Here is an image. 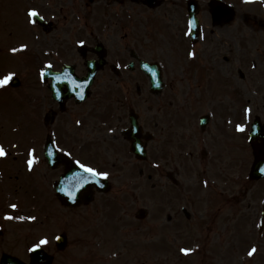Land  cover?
<instances>
[{
    "label": "rangeland",
    "instance_id": "obj_1",
    "mask_svg": "<svg viewBox=\"0 0 264 264\" xmlns=\"http://www.w3.org/2000/svg\"><path fill=\"white\" fill-rule=\"evenodd\" d=\"M14 17L15 14H13ZM250 24L241 26L240 23L234 21L227 25L226 30H221L219 27L215 31L220 38H213L211 42H201L193 47L189 43H184L182 48L174 41L167 43L163 37L155 47L158 52L159 47L164 48V53L168 56L165 58L158 53L162 57L165 79L169 83L163 93L156 96L148 95L144 89L146 85L141 78L140 92L117 93L114 88L109 87L108 94L105 93L107 98L104 101L107 100V105L106 112L101 113L103 116L100 117L103 92H93L89 101L75 110L79 112L76 118L79 117L81 125L74 127L67 119L60 123L58 139L61 145L77 149L81 152L82 158H88L90 155L88 162L101 170H108L109 177H111L110 189L105 193H96L92 206L76 207L71 215L70 212L72 213L73 210L60 205L58 208V202H54L53 205L50 200H42V189L44 191L45 187L41 186L39 193L37 189L38 183L43 185V179L38 180V176L35 175L25 176L17 167L15 171L11 168L5 172L6 178L0 183V198H4L5 193H10L12 187L14 190L19 186L11 196L23 201L27 216L34 217L35 210L31 209L32 206L37 207L39 204V208H43V211L45 209V212L48 206H53L54 213L60 214L62 221L60 228L64 226L66 231H71L65 248L61 250L46 248L47 253L53 257L52 264H85L87 251L90 253V240L92 241L93 237L94 239L95 237L102 238V236H96L99 231L102 234L106 231L116 236L121 234L120 239L116 238L113 245L120 243L121 249H126L124 251V255L127 256L126 260L130 259L132 262L134 258L128 257V254H139L141 251L137 250L141 249L135 247L133 251L130 247L137 242L142 243L145 237L154 232L155 243L165 242L163 239L171 233V237L176 239L174 241L171 238L174 243L203 245L205 259L211 264H232L234 259L235 261H238L236 259H248L245 255H248L252 247H256L257 251L253 254L251 261H256L255 264H264V226L259 227L261 200L264 197V179L253 181L248 178L252 153L246 140L251 116L258 115L264 121V28H260L258 24L253 25L252 22ZM242 39L248 40L250 44L244 43ZM234 40L240 47L254 53L257 57H252L253 60L243 59L233 48ZM168 44L171 47L170 53L167 51ZM190 53H195V55H190ZM222 56L228 57V60H224ZM252 61L255 62L254 68L250 67L244 79H238L237 69L243 67L247 70L248 63L251 64ZM220 78H225L230 82L228 89L227 87L222 88ZM109 86L114 87L112 83ZM124 93L129 97V105L140 112L145 129H154L155 125L152 121H148L149 111H155V120L158 121L159 130H155L157 138L155 142H149L148 159L144 162L136 163L133 157L127 154L126 142L121 136L108 134V138L103 137L104 145L95 138V136H101V130L95 128L100 119L107 121L111 119V124L126 125L125 120L121 121L118 118L121 116L122 108L120 99ZM126 106L123 103V107ZM183 106L184 112L186 110L188 115L194 118L195 123H197L198 116L206 111H212L215 114V119L210 123L215 124H213V131L209 124L210 127H206L207 133L201 135L207 138L212 131L213 135L215 133L214 140L217 141L214 159L204 165L205 172L201 170L200 165H196L198 157L193 155L188 158L184 155L183 158V148L187 146V142L183 143V121L186 119ZM95 109H97L96 113ZM246 109H251V112L246 113ZM111 110L113 113H110ZM83 111L88 113L86 118H84ZM26 114L27 123H21V130L24 128L25 131L31 133L42 131L41 127L35 125L37 120L33 117L31 106H27ZM65 115L63 113L64 117L60 118L65 119ZM227 119L229 123L226 122ZM237 125H243L244 131L237 130ZM8 126L4 125L0 131H6ZM47 127L49 128L50 125L45 127V131ZM68 127L76 130L75 133L70 129L71 132L67 134ZM191 127L189 124V128ZM190 131L196 136L195 129L192 128ZM85 134L88 136H84ZM90 137L94 139L93 146L87 144ZM89 144L92 145V142ZM187 148L193 149L195 151L193 154L198 151L192 146V140L188 142ZM91 149H95L99 156L92 157ZM102 162L107 165H103ZM138 165L142 171L141 175L136 169ZM18 171L21 176L14 179L13 174L18 175ZM216 174H219L221 178L229 177L231 181L234 194L229 201H227L226 193H219L226 202L221 196L217 198L214 192H212L211 202L205 201L200 191L198 193L199 188H202L205 175L208 176V181L212 179L220 181L215 178ZM172 177L175 179L174 183L171 180ZM192 189H198L193 196L187 192ZM197 201L200 207H197ZM213 201L217 204L220 202L221 206L216 212L218 217L211 220L208 219V215L215 210ZM2 205L3 201L0 199V216L5 211ZM185 205L191 213L189 218H185L182 213ZM206 206L209 211L207 216ZM139 208H145L148 211L143 221L133 218ZM166 213L174 215L175 219L170 223L171 225L158 226L164 220ZM63 218L65 220H62ZM206 225L209 226L207 230ZM15 227L24 228L25 226ZM33 227L34 223H28V231ZM52 227L53 223L47 220L44 226L38 228V231L42 229L46 231ZM132 228H138V230L130 231L128 239H124L126 234L122 233ZM183 228H187L185 235L183 231H179ZM120 229L122 233H119ZM166 229L172 230L167 232ZM20 232L21 230L17 228L16 232L12 231L10 234L8 232L0 236V253L5 250V246L7 249H17L16 241L19 239ZM110 234L103 237L105 244H110L105 239V237H112ZM20 237L22 238L21 235ZM19 243L21 240L18 241ZM110 246L113 247L111 244ZM114 248L106 250H114ZM98 253L96 252V255ZM146 253H148L147 249ZM188 263L202 264L200 254L189 259ZM91 264H98V262Z\"/></svg>",
    "mask_w": 264,
    "mask_h": 264
},
{
    "label": "flooded vegetation",
    "instance_id": "obj_2",
    "mask_svg": "<svg viewBox=\"0 0 264 264\" xmlns=\"http://www.w3.org/2000/svg\"><path fill=\"white\" fill-rule=\"evenodd\" d=\"M190 6L196 11L201 36L205 42L220 38L215 30L219 27L226 30L227 25L234 21L241 26H249L252 22L253 25L258 24L257 26L264 28V0H0V78L9 73L14 74L8 85L0 87V129L4 123H16V126L19 124L20 127L27 117L29 102L37 109L36 112L39 119H43V123L60 125L67 119L73 124L76 106L80 104L73 98H62L61 106L51 93L56 91L59 99L61 93H65L72 82L83 78L91 66L98 67L90 85L91 92H107L110 83H114L117 91L139 90V77L142 74L139 60L153 58L157 50V39L164 37L167 43H183V14L186 18ZM31 9L39 13L38 16L46 25L43 26L33 18L29 20L28 11ZM213 12L216 13L214 18ZM158 13H163L166 22H163V17L158 16ZM242 40L249 43L246 39ZM81 41L83 43H80ZM236 43V40L232 42L233 48L235 51L241 50L238 53L243 59L252 60V57H257L245 48L237 47ZM22 45L27 47L21 49ZM13 48L18 51L13 52ZM159 48V54L168 58L164 48ZM167 51L171 52L170 44ZM222 57L228 60V57ZM49 64L52 65L51 68L48 67ZM240 76L243 77L242 74ZM165 86L166 84L162 88L163 91ZM32 91H35V94ZM184 109L183 106V112ZM149 112L148 121L156 125L155 111ZM63 113L66 114L65 119L60 118L64 117ZM184 114L186 121H183V131L187 129L186 110ZM120 119H124V115H121ZM210 120L208 117L205 125L200 128L205 129ZM213 124L212 131L215 125ZM45 136L47 134H38L42 142L39 147L30 151L34 150L32 155L43 171L41 177L48 184L52 183V176L59 175L63 165L58 164L55 168L48 166L43 155ZM185 137L183 132V138ZM11 140H19L20 148H17L16 142L11 143ZM0 142L8 146L5 148L7 155L0 157L2 172L11 168L15 171L19 165L25 170L28 156L32 158L29 153L25 154L28 151L26 132L0 131ZM214 144V140L209 141L210 150H213ZM64 153L69 154L68 151ZM203 154L206 155L205 152ZM215 187L213 192L218 198L221 196L220 190L218 185ZM206 198L208 202L211 201L212 188L207 191ZM213 206L214 212L208 215L211 220L218 217L216 212L221 205L213 201ZM166 220L168 223L172 221L169 214ZM153 238L150 236L145 238V242L132 245L131 250L134 251L135 247H138L141 250L137 251L141 253H129L128 257L134 258L133 262L128 259L122 260L120 264H183L182 244H173L169 239L163 246V254L156 255L155 251L151 250L156 246L151 242ZM106 240L112 241L114 238L108 237ZM93 246L95 245H90ZM121 246H113L115 252L111 257H125L123 254L126 249L122 250ZM113 247L105 244L103 240L98 251ZM91 253L92 258L89 251L87 253V263L91 264L95 259L103 263L108 262L107 256L95 255L93 249ZM244 264L251 263L245 261Z\"/></svg>",
    "mask_w": 264,
    "mask_h": 264
},
{
    "label": "snow or ice",
    "instance_id": "obj_3",
    "mask_svg": "<svg viewBox=\"0 0 264 264\" xmlns=\"http://www.w3.org/2000/svg\"><path fill=\"white\" fill-rule=\"evenodd\" d=\"M246 2H251V0H246ZM38 15H39V13H38L35 9H31V10H29V12H28V16H29V17H37ZM80 43H83V41H81ZM26 47H27L26 45H22V46H21V49L26 48ZM12 51H13V52H16V51H18V49L13 48ZM190 55H193V56H194L195 53H190ZM48 67L51 68L52 65L49 64ZM42 74H43V73H42ZM13 76H14L13 73H9V74H7L6 76L0 78V87H4V86L8 85L9 82L13 79ZM82 98H83V97H81V99H82ZM245 111H246V113H250V112H251V109H246ZM77 123H79V121H78ZM237 130H239V131H244V126H243V125H237ZM33 152H34V150L30 151L29 155H30L32 158H30V159L27 161V163H28V167H29L30 170H31V168H32V166H33V164H34V162H35V157L32 155ZM6 155H7V151H6V149L4 148V146L0 145V157H4V156H6ZM81 167H84L85 170H86L87 172L92 173L94 176H99V177L107 178L108 175H109V173H107V172L99 171V170H97V169H95V168H92V167H87V166H85V165H81ZM11 207H12L13 209H15V208L17 207V205L13 204V205H11ZM5 218H6V219H9V220L14 219V217H12L11 215H7ZM16 218H17V219H20V220H23V219H24L23 216L16 217ZM28 219H32V220H34L35 217H28ZM57 239H59V237H57ZM48 243H49V241H48V239L45 237V238L39 240L38 243H36L35 245H33L32 249H30V251H35L36 249H40L43 245H46V244H48ZM181 251L184 252L185 254H188V253L192 252L193 249H187V248H185V249H181ZM256 251H257V248H256V247H252L251 250L248 252V256H250V257L253 256V254L256 253Z\"/></svg>",
    "mask_w": 264,
    "mask_h": 264
},
{
    "label": "water",
    "instance_id": "obj_4",
    "mask_svg": "<svg viewBox=\"0 0 264 264\" xmlns=\"http://www.w3.org/2000/svg\"><path fill=\"white\" fill-rule=\"evenodd\" d=\"M146 67L148 69L150 67L154 68L152 66H146ZM155 73H156V71H155ZM154 80L156 82L157 88H159V86H160L159 77L157 76ZM131 122H132V130H131V135L130 136H133L132 134H137V124H136L134 119H132ZM254 126H255L256 129L251 133L252 142L254 143L255 138H260L261 139V144L260 145L253 144V146L255 147V159H254V162H253V165H252V168H251V176L254 177V178H258V177L264 176V128L260 129V127H259L257 122H256V124H254ZM133 150L141 158L145 157V151H144L142 145L139 143L137 137L135 138V142L133 143ZM72 176H74V174ZM92 181H93V183L99 184L97 182V179L94 176H93ZM57 187L59 188L60 196H63V195H67L68 196L69 195V194L65 193L66 191H63L62 188H60V186H57ZM81 188H83V185L77 184L75 186V188H74L75 192L80 190ZM100 188L104 189V187H100ZM65 189L67 190V188H65Z\"/></svg>",
    "mask_w": 264,
    "mask_h": 264
}]
</instances>
